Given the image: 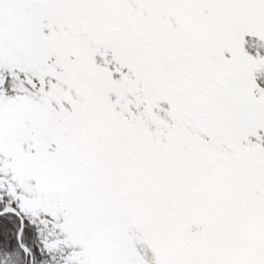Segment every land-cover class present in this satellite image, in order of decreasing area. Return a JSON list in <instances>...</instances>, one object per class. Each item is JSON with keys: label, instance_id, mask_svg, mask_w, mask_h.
Masks as SVG:
<instances>
[{"label": "snow or ice", "instance_id": "6c2138e0", "mask_svg": "<svg viewBox=\"0 0 264 264\" xmlns=\"http://www.w3.org/2000/svg\"><path fill=\"white\" fill-rule=\"evenodd\" d=\"M0 264H264V0H0Z\"/></svg>", "mask_w": 264, "mask_h": 264}]
</instances>
